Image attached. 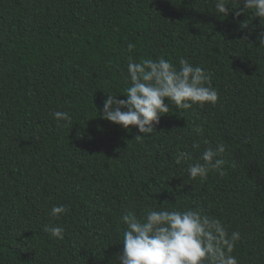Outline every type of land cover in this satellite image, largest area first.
Segmentation results:
<instances>
[{
  "label": "trees",
  "instance_id": "trees-1",
  "mask_svg": "<svg viewBox=\"0 0 264 264\" xmlns=\"http://www.w3.org/2000/svg\"><path fill=\"white\" fill-rule=\"evenodd\" d=\"M215 3L0 0V264H119L120 217L150 207L218 217L240 233V264H264V19ZM129 56L188 59L210 75L217 103L172 105L137 141L134 126L102 118L106 94L128 86ZM217 144L223 174L187 178ZM179 152L192 158L177 164ZM61 204L66 214L50 217Z\"/></svg>",
  "mask_w": 264,
  "mask_h": 264
},
{
  "label": "clouds",
  "instance_id": "clouds-1",
  "mask_svg": "<svg viewBox=\"0 0 264 264\" xmlns=\"http://www.w3.org/2000/svg\"><path fill=\"white\" fill-rule=\"evenodd\" d=\"M229 4L231 8L226 7ZM233 4L238 5L237 8L242 4V12L250 11L254 17L264 19V0H216L214 7L225 16L229 11L240 15L237 8L233 9ZM260 44H264V32L260 33ZM132 48L129 44L128 50ZM125 80L128 86L124 95L106 94L102 118L125 130L134 126L142 134L135 136L137 141L156 132L161 116L170 111V106L189 110L194 105H215L219 99L217 90L211 86L210 75L185 58H180L177 66L163 56L142 58L138 62L129 56ZM119 96L125 99H119ZM52 116L58 123H71L72 120L67 111H55ZM204 143L209 142L205 140ZM199 147L198 142L193 143V148ZM225 150L224 144L206 147L199 158L202 163L197 161L187 167V178L204 181L210 170L222 175L224 161L218 157ZM191 158L189 153L179 152L176 163ZM67 211L65 205H53L49 215L59 220ZM120 220L124 227L117 228L123 245L117 257L119 264H240L232 255L241 238L240 233H230L220 218L194 208L150 207L143 210L140 218L135 212H129ZM43 230L51 237L64 239L63 226L44 227Z\"/></svg>",
  "mask_w": 264,
  "mask_h": 264
}]
</instances>
